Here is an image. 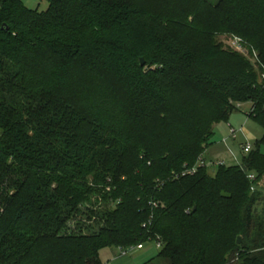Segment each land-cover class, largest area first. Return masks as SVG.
Here are the masks:
<instances>
[{"label":"trees","instance_id":"1","mask_svg":"<svg viewBox=\"0 0 264 264\" xmlns=\"http://www.w3.org/2000/svg\"><path fill=\"white\" fill-rule=\"evenodd\" d=\"M38 1L0 0V264H264V0ZM244 104L241 164L182 176Z\"/></svg>","mask_w":264,"mask_h":264},{"label":"rangeland","instance_id":"2","mask_svg":"<svg viewBox=\"0 0 264 264\" xmlns=\"http://www.w3.org/2000/svg\"><path fill=\"white\" fill-rule=\"evenodd\" d=\"M211 4H216L218 0H208ZM23 4L31 9H38L39 11H45L47 5L44 2L38 0H22ZM219 41L225 48H229L235 51L233 47V37L231 36H220ZM245 55H247V51ZM250 58V57H249ZM249 112V105L244 104L240 109L233 112L228 122L219 123L214 126V135L211 138L210 151L217 152L220 157L211 156L210 160L206 163H224L226 167L237 166L241 164L242 157L245 156L242 151V147L245 144H250L252 147L259 141L263 136L262 129L254 123L252 120L247 118ZM229 126L232 127L237 135L234 139L230 137ZM219 131V132H218ZM260 152L264 155V144L260 146ZM208 153L206 157L210 156ZM209 173L212 174L215 171V167H209ZM258 189L262 192L263 198L261 202L256 206L258 214L262 212L264 203V180L258 184ZM159 249L155 247L153 243L144 245L143 251L135 252L127 257H120V253L116 248L106 249L100 252V259L103 264H167L165 260L157 258ZM127 263H125V262Z\"/></svg>","mask_w":264,"mask_h":264},{"label":"built area","instance_id":"3","mask_svg":"<svg viewBox=\"0 0 264 264\" xmlns=\"http://www.w3.org/2000/svg\"><path fill=\"white\" fill-rule=\"evenodd\" d=\"M233 47H234L235 51H237L238 53H243L244 54V51H243L244 46H243L242 41L240 39L233 38ZM236 134H237V132L234 131L232 128H230V137L231 138H235ZM252 150H253V147L250 144H245L242 147V151H243L244 155L249 154ZM218 166H225V165H224L223 162L214 164V163H205L202 160H198V163L193 168L185 170L181 175L182 176L192 175V174H194L196 172L198 167H207V168H209V167H218ZM249 179L251 181H253L254 180V175H249ZM251 190H253V188ZM153 244L155 245V247L157 249L160 248V243H158L157 241H155ZM141 250H144V245H138L136 247H130V248H127V249H122V248L118 249V251L120 253V257H127L128 255H132L135 252H138V251H141Z\"/></svg>","mask_w":264,"mask_h":264},{"label":"crops","instance_id":"4","mask_svg":"<svg viewBox=\"0 0 264 264\" xmlns=\"http://www.w3.org/2000/svg\"><path fill=\"white\" fill-rule=\"evenodd\" d=\"M241 108V107H240ZM230 128H232V127H230L229 126V130H230ZM219 132V131H218ZM237 135V134H236ZM232 139H234V138H232ZM210 147H211V145L209 146V148L205 151V153L203 154V156H202V159H203V161L206 163V161L207 160H210V158H211V156H213V157H220L221 155H219L216 151L215 152H212V151H210ZM208 153H211V155L210 156H208V157H206L207 156V154ZM209 163V162H208ZM262 180H264V177L262 178ZM261 180V181H262ZM260 181V182H261ZM141 251H143V250H141ZM101 260V259H100ZM102 262V261H101ZM125 262V261H124ZM125 263H127V262H125ZM103 264V263H102Z\"/></svg>","mask_w":264,"mask_h":264},{"label":"water","instance_id":"5","mask_svg":"<svg viewBox=\"0 0 264 264\" xmlns=\"http://www.w3.org/2000/svg\"><path fill=\"white\" fill-rule=\"evenodd\" d=\"M144 64H145V63H144V60H143V59H140V66L143 67ZM242 170H243L244 172L247 171L244 167H242Z\"/></svg>","mask_w":264,"mask_h":264}]
</instances>
